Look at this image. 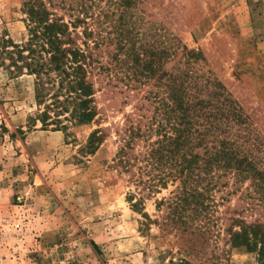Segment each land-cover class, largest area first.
Segmentation results:
<instances>
[{"label":"rangeland","instance_id":"rangeland-1","mask_svg":"<svg viewBox=\"0 0 264 264\" xmlns=\"http://www.w3.org/2000/svg\"><path fill=\"white\" fill-rule=\"evenodd\" d=\"M23 1L0 0V37L26 39ZM139 3L149 21L203 51L264 137V0ZM103 55L108 61L109 53ZM92 79H100L97 120L67 139L61 130L28 123L37 113L35 75L0 67V264H259L256 253L231 246L226 231L232 217L264 219L250 180L236 182L231 173L221 179L226 186L211 191L217 206L207 218L210 232L202 235L164 229L169 209L157 204L176 184L149 196L143 210L133 208L127 198L137 188L114 157L117 130L127 115L138 116L135 106L144 92L118 81L114 87L106 74ZM98 127L102 144L83 153Z\"/></svg>","mask_w":264,"mask_h":264},{"label":"trees","instance_id":"trees-1","mask_svg":"<svg viewBox=\"0 0 264 264\" xmlns=\"http://www.w3.org/2000/svg\"><path fill=\"white\" fill-rule=\"evenodd\" d=\"M140 1L24 0L27 37H0V67L35 75L37 113L28 123L61 130L67 139L99 115L100 79L92 76L106 74L114 87L118 81L144 92L138 116L127 115L117 130L115 164L137 188L127 199L143 210L149 196L176 184L157 204L169 209L164 229L202 235L210 232L207 218L217 206L211 191L226 186L224 176L250 180L252 197L264 204V137L203 51L149 21ZM103 53H109L106 62ZM104 137L100 127L93 129L81 151L95 153ZM231 221V246L256 253L264 264V219Z\"/></svg>","mask_w":264,"mask_h":264}]
</instances>
